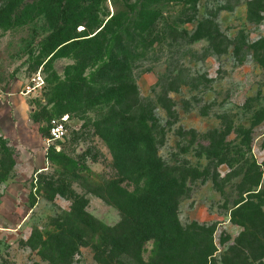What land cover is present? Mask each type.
Segmentation results:
<instances>
[{"label":"rangeland","instance_id":"374dc122","mask_svg":"<svg viewBox=\"0 0 264 264\" xmlns=\"http://www.w3.org/2000/svg\"><path fill=\"white\" fill-rule=\"evenodd\" d=\"M104 8L109 18L128 13L110 0ZM18 19L20 26L0 30V136L17 154L16 168L0 185V264H49L27 241L33 228L43 235L56 232L50 217L70 212L77 198L86 201L84 212L101 225L120 222L119 211L95 193L115 176L106 140L111 120L113 126L121 121L119 81L124 77L137 92L128 118L146 123L165 166L185 181L179 224L214 226L213 260L222 264L242 232L230 222L234 202L246 198L242 157L262 166L254 201L264 211V45L257 43L264 40V0L169 5L153 44L133 37L124 24L100 55L55 59L56 78L37 67L47 36L43 18L22 14ZM68 66L83 70L81 95L72 100L67 116L52 119L67 129L62 141L52 142L46 116H54L59 97L71 100L63 85ZM37 74L43 90L25 96L23 88ZM34 114H41L37 124ZM53 149L65 158L48 160L46 153ZM50 181L61 182L66 195L50 200ZM152 250V243L143 247L145 263ZM122 262L136 264L127 257ZM68 264L97 262L90 248L78 247Z\"/></svg>","mask_w":264,"mask_h":264},{"label":"trees","instance_id":"16d2710c","mask_svg":"<svg viewBox=\"0 0 264 264\" xmlns=\"http://www.w3.org/2000/svg\"><path fill=\"white\" fill-rule=\"evenodd\" d=\"M106 1L4 0L0 6V30L20 26L18 18L22 14L41 16L47 36L40 43L37 67L42 66L56 78L51 66L55 59L100 55L124 24L133 37L147 45L153 44L165 7L193 6L197 0H110L114 7L125 6L128 10L127 14L116 12L110 18L104 11ZM257 43L264 45V40ZM82 82V68L68 66L63 85L71 100L59 97L54 116H46L48 123L70 113L72 100L80 98ZM119 84L121 116L113 112L121 121L113 126L111 120L112 130L108 129L106 140L115 176L105 181L95 194L119 211L120 222L114 227L101 225L84 212L86 201L77 198L70 212L50 217L56 232L43 235L33 228L27 246L37 250L49 264H68L78 247L90 248L97 264H123L126 257L136 264H216L213 260L214 226L193 223L187 228L181 227L177 210L179 200L186 193L185 181L176 177L175 169L165 166L158 155L156 137L146 123L135 124L128 118L137 97L135 85L126 77L121 78ZM124 114L127 118H123ZM39 116L41 114L32 115V122L37 124ZM46 158L51 161L65 157L53 149L47 151ZM242 159L241 186L246 187V198L241 197L230 209V222L242 232L226 250L221 263L264 264V211L254 201L260 193L257 188L262 166ZM16 166L15 149L0 136V185ZM47 189L53 192L48 197L50 200L54 195H66L61 182L50 181ZM33 206L34 200L30 204ZM147 243H152L153 250L145 263L142 250Z\"/></svg>","mask_w":264,"mask_h":264},{"label":"built area","instance_id":"2783aa9c","mask_svg":"<svg viewBox=\"0 0 264 264\" xmlns=\"http://www.w3.org/2000/svg\"><path fill=\"white\" fill-rule=\"evenodd\" d=\"M44 87V82L39 74L33 75L30 80V83L23 88L22 94L25 96L37 95L39 94ZM48 140L52 142H60L67 135V129L62 123L51 120L47 130Z\"/></svg>","mask_w":264,"mask_h":264}]
</instances>
